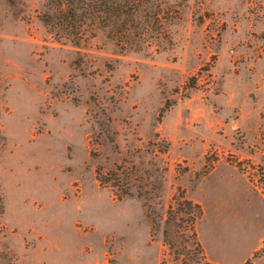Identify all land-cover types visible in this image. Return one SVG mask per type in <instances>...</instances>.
I'll return each instance as SVG.
<instances>
[{"label": "rangeland", "instance_id": "rangeland-1", "mask_svg": "<svg viewBox=\"0 0 264 264\" xmlns=\"http://www.w3.org/2000/svg\"><path fill=\"white\" fill-rule=\"evenodd\" d=\"M44 3L0 0V264H190L145 212L177 192L204 261L264 264V0H142L78 44Z\"/></svg>", "mask_w": 264, "mask_h": 264}, {"label": "trees", "instance_id": "trees-1", "mask_svg": "<svg viewBox=\"0 0 264 264\" xmlns=\"http://www.w3.org/2000/svg\"><path fill=\"white\" fill-rule=\"evenodd\" d=\"M142 0H45L40 19L50 31L58 36L78 44L89 28L124 25L137 15ZM124 168L115 165L113 169L101 170L97 167L95 178L100 185L114 187L118 198L129 195L128 184L124 180ZM152 226L161 220V236L167 246L177 255L188 251L190 264H209L204 261L200 244L196 239L194 225L201 215L200 205L177 192L170 197L163 217L146 208Z\"/></svg>", "mask_w": 264, "mask_h": 264}]
</instances>
